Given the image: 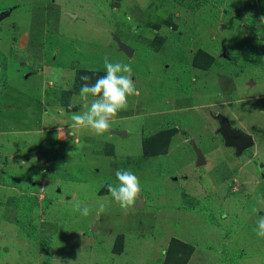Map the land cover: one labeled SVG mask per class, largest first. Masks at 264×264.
Returning <instances> with one entry per match:
<instances>
[{"label":"rangeland","instance_id":"obj_1","mask_svg":"<svg viewBox=\"0 0 264 264\" xmlns=\"http://www.w3.org/2000/svg\"><path fill=\"white\" fill-rule=\"evenodd\" d=\"M0 49V264H164L173 238L194 247L187 264H264V0H0ZM105 56L131 66L136 94L102 137L69 135L77 76ZM219 114L253 147L228 146ZM118 169L142 186L127 214L105 187Z\"/></svg>","mask_w":264,"mask_h":264},{"label":"clouds","instance_id":"obj_2","mask_svg":"<svg viewBox=\"0 0 264 264\" xmlns=\"http://www.w3.org/2000/svg\"><path fill=\"white\" fill-rule=\"evenodd\" d=\"M105 75L100 76L94 83H84L79 91V100L82 111L71 114L72 123L69 126V135L75 136L77 130L89 129L96 137H102L111 127V121L117 113L126 108L128 98L136 94L135 83L132 78V68L129 64L110 62L107 56L103 59ZM88 81L89 76H82ZM74 105L70 104L69 108ZM63 114V113H61ZM61 134V129H59ZM72 155V153H70ZM116 183L105 185L108 193L119 205L122 212L127 214L141 199L142 186L139 178L129 169L115 171ZM73 209L82 216H88L90 209L75 201ZM98 213L105 211V205L100 203ZM253 212L257 209L254 207ZM255 232L259 238H264V216L256 221ZM73 264V262H69Z\"/></svg>","mask_w":264,"mask_h":264},{"label":"trees","instance_id":"obj_3","mask_svg":"<svg viewBox=\"0 0 264 264\" xmlns=\"http://www.w3.org/2000/svg\"><path fill=\"white\" fill-rule=\"evenodd\" d=\"M209 1V0H205ZM168 22V21H167ZM166 22V23H167ZM161 27L160 24L156 25L155 28L159 29ZM215 58L206 53L203 50L197 52L194 57L193 64L196 67L202 69H208L214 63ZM0 67L3 74H6L8 70V62L4 53L0 49ZM104 71H91V70H81L79 72V76H77L78 87L84 83L92 84L94 83L100 76L105 75ZM82 76H89L90 79L88 81H83L81 79ZM65 95H71L72 91H64ZM64 105L68 108V110H73L74 108H69V102L67 101ZM173 132L171 130H164L156 133L148 138H146L143 142L144 150L146 154H155L163 151L169 146L171 136ZM38 244L41 248L48 251L47 246L43 240L37 239ZM194 251V247L191 244L185 243L178 238H173L168 249L166 250V260L164 264H187L192 253Z\"/></svg>","mask_w":264,"mask_h":264},{"label":"water","instance_id":"obj_4","mask_svg":"<svg viewBox=\"0 0 264 264\" xmlns=\"http://www.w3.org/2000/svg\"><path fill=\"white\" fill-rule=\"evenodd\" d=\"M119 45L122 50L127 52L129 55L134 54V49L124 44L120 39H118ZM218 118L220 122V132L225 138L226 144L231 147H235L239 154H243L247 149H250L254 145V139L251 135L246 134L244 131L233 127L228 117L219 114ZM119 134L126 135V132H118ZM193 147L197 153V165L202 166L206 163L205 155L202 150L193 142ZM143 205V198L139 200V206ZM92 230H96L94 227Z\"/></svg>","mask_w":264,"mask_h":264}]
</instances>
